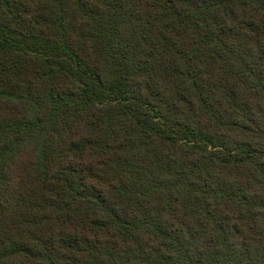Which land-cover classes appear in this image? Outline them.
<instances>
[{
    "label": "trees",
    "instance_id": "1",
    "mask_svg": "<svg viewBox=\"0 0 264 264\" xmlns=\"http://www.w3.org/2000/svg\"><path fill=\"white\" fill-rule=\"evenodd\" d=\"M0 264H264V0H0Z\"/></svg>",
    "mask_w": 264,
    "mask_h": 264
}]
</instances>
